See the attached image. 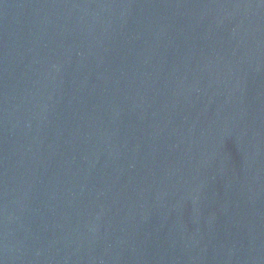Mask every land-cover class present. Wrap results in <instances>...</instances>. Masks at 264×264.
Masks as SVG:
<instances>
[{"label":"water","instance_id":"95a60500","mask_svg":"<svg viewBox=\"0 0 264 264\" xmlns=\"http://www.w3.org/2000/svg\"><path fill=\"white\" fill-rule=\"evenodd\" d=\"M0 264H264V0H0Z\"/></svg>","mask_w":264,"mask_h":264}]
</instances>
